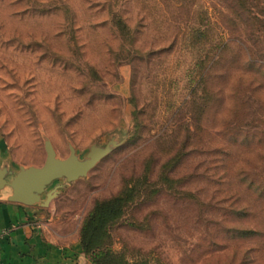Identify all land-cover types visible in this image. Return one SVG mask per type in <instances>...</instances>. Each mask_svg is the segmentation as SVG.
<instances>
[{"label": "rangeland", "instance_id": "1", "mask_svg": "<svg viewBox=\"0 0 264 264\" xmlns=\"http://www.w3.org/2000/svg\"><path fill=\"white\" fill-rule=\"evenodd\" d=\"M46 144L106 147L47 187L97 262L264 264V0H0V166Z\"/></svg>", "mask_w": 264, "mask_h": 264}, {"label": "crops", "instance_id": "2", "mask_svg": "<svg viewBox=\"0 0 264 264\" xmlns=\"http://www.w3.org/2000/svg\"><path fill=\"white\" fill-rule=\"evenodd\" d=\"M9 194L8 187L0 191V264H91L53 206L11 202Z\"/></svg>", "mask_w": 264, "mask_h": 264}, {"label": "water", "instance_id": "3", "mask_svg": "<svg viewBox=\"0 0 264 264\" xmlns=\"http://www.w3.org/2000/svg\"><path fill=\"white\" fill-rule=\"evenodd\" d=\"M106 151L90 149L87 158L79 161L73 153L64 158L55 156L49 144L45 145L44 160L39 166L20 167L16 172L11 173L0 166V191L6 187L10 194L8 200L23 205L38 204L46 207L49 201L56 196L57 187H47L56 179L64 178L72 181L84 175ZM43 196V197H41Z\"/></svg>", "mask_w": 264, "mask_h": 264}, {"label": "trees", "instance_id": "4", "mask_svg": "<svg viewBox=\"0 0 264 264\" xmlns=\"http://www.w3.org/2000/svg\"><path fill=\"white\" fill-rule=\"evenodd\" d=\"M103 205L100 204L96 206L93 211L89 214V216L83 221V224L80 229V236H81V250L82 252L89 258L91 264H102L96 261L95 254L89 251L88 246L84 243V238L88 231H92L96 229L99 225L104 222V215L108 213L107 208L103 209Z\"/></svg>", "mask_w": 264, "mask_h": 264}]
</instances>
